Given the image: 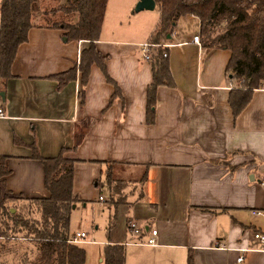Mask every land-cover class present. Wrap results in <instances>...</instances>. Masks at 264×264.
Returning <instances> with one entry per match:
<instances>
[{"label":"crops","instance_id":"crops-1","mask_svg":"<svg viewBox=\"0 0 264 264\" xmlns=\"http://www.w3.org/2000/svg\"><path fill=\"white\" fill-rule=\"evenodd\" d=\"M34 10L40 16L39 4ZM64 35L33 28L18 50L13 78L0 80V156L9 157L12 170L6 190L27 200L49 197L32 146L44 158L67 149L65 157L75 160L73 195L80 201L71 215L74 237L85 232L72 229L73 214L80 203H93L111 213L107 240L99 244L124 245L125 264H189L190 258L193 264H264L263 245L254 238L264 233V89L254 92L235 120L229 96L237 83L227 72L231 51L206 47L199 19L180 18L161 38L163 47L152 49L153 58L160 49L167 54L175 86L158 88L150 125L153 66L141 43L103 36L97 42L120 90L111 104L115 86L97 65L86 86L78 72L59 88L53 76L79 64L89 45L67 42ZM104 171L107 179L127 183L126 202L118 208L100 202ZM129 219L143 230L140 235L130 232ZM152 230L158 231L155 247L145 245ZM86 235L80 246L98 245ZM243 250L248 252L238 262ZM8 254L0 252V264H9L3 257ZM85 264H91L87 251ZM94 264H105L103 250Z\"/></svg>","mask_w":264,"mask_h":264},{"label":"trees","instance_id":"trees-1","mask_svg":"<svg viewBox=\"0 0 264 264\" xmlns=\"http://www.w3.org/2000/svg\"><path fill=\"white\" fill-rule=\"evenodd\" d=\"M109 0H1L0 15V80L13 78L12 67L19 48L29 42L33 28L44 27L65 32L67 42L85 41L89 45L80 56V63L65 73L53 76L59 88L82 74L88 84L91 69L97 65L107 81L115 86L112 102L120 90L107 71L108 57L97 48ZM161 20L150 44L158 45L168 36L176 22L185 16L200 21L201 36L208 48L231 51L227 72L237 83L229 96V105L236 120L253 99L256 90L264 89V0H155ZM41 13H35V5ZM160 49L152 58L153 82L148 90L147 120L155 124L157 90L174 87L170 65ZM84 93H81L83 97ZM33 159L41 162L45 172V188L49 197L23 199L6 190L11 175L9 157L0 156V238L34 242V261L27 264H85L86 251L70 243L71 215L80 202L73 195L75 160L65 157L63 149L55 158H44L33 145ZM109 203L118 208L125 204L123 190L127 183L108 176ZM29 205H24L23 203ZM132 220L129 219L128 223ZM114 224H111L112 229ZM105 264H125L126 247L108 244L104 249ZM189 264H193L192 258Z\"/></svg>","mask_w":264,"mask_h":264},{"label":"rangeland","instance_id":"rangeland-1","mask_svg":"<svg viewBox=\"0 0 264 264\" xmlns=\"http://www.w3.org/2000/svg\"><path fill=\"white\" fill-rule=\"evenodd\" d=\"M140 1L109 0L101 36L108 39H126L140 42L141 48L143 45L148 44L151 38V30L153 27H156L158 19H161V12L157 6L153 11L137 13L136 7ZM98 194L103 197L106 196V199L109 201L110 192L107 186L105 171L101 178ZM23 204L29 205L25 202ZM84 205H86L85 202L80 203L78 210L73 214L72 229L75 231L82 230L89 235V239H94L98 242V245L83 246L87 251L89 263L94 264L100 251L103 250L104 252L106 245H100L99 243L106 242L107 240L106 222L111 217V213L105 205H93V203H90L86 208ZM93 220H95V223ZM95 225L99 226L98 231L94 229ZM36 250L34 242L19 239L6 243L5 239L0 238V252H9L8 255H3L5 262L9 264H27L33 262Z\"/></svg>","mask_w":264,"mask_h":264},{"label":"built area","instance_id":"built-area-1","mask_svg":"<svg viewBox=\"0 0 264 264\" xmlns=\"http://www.w3.org/2000/svg\"><path fill=\"white\" fill-rule=\"evenodd\" d=\"M194 43H196L198 45H201L200 36L194 37ZM161 47H163V45H160V44L156 45V44L148 43V44L143 45L142 48H143V57H144V59L146 61L152 60V58H153L152 55H151L152 49H158V48H161ZM163 57L167 58V54H164ZM0 117H3V111L2 110H0ZM100 202L101 203H109V201L103 196L100 197ZM253 215L260 216V215H263V213L259 212V211H254ZM129 230L134 236L140 235L142 233V231H143L135 221H131L129 223ZM148 233H150V237L147 239V242H146L145 245L150 246V247L157 246L158 231L157 230H152V231H149ZM86 236H87L86 233H78L76 235V237H73L70 240V243L77 244V245L82 244V243H84V239L86 238ZM254 238L259 243H261L263 245L262 251L264 252V233H259L258 232V233H256L254 235ZM246 252H248V251L243 250L241 252L240 257L238 258V262H243L244 261V259H245L244 255L246 254Z\"/></svg>","mask_w":264,"mask_h":264},{"label":"water","instance_id":"water-1","mask_svg":"<svg viewBox=\"0 0 264 264\" xmlns=\"http://www.w3.org/2000/svg\"><path fill=\"white\" fill-rule=\"evenodd\" d=\"M156 7L157 5L155 0H141L136 7V12L153 11Z\"/></svg>","mask_w":264,"mask_h":264}]
</instances>
